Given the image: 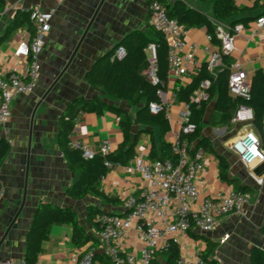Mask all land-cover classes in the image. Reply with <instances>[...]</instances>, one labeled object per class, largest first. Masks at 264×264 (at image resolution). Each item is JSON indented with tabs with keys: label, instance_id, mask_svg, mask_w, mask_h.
<instances>
[{
	"label": "crops",
	"instance_id": "obj_1",
	"mask_svg": "<svg viewBox=\"0 0 264 264\" xmlns=\"http://www.w3.org/2000/svg\"><path fill=\"white\" fill-rule=\"evenodd\" d=\"M6 1V11L0 16V38L4 36L18 11H29L36 7L55 11L52 29L46 36V47L40 56L41 72L37 87L32 94L15 98L12 116L6 126L0 128V142L7 140L12 147L9 157L0 169V181L5 189V197L0 205V242L18 217L6 243L0 248V260H22L26 251V236L41 203H51L75 210L80 224L95 237V228L87 220L90 207L99 208L104 212L125 214L127 199L131 196L142 198L146 188V183L139 175H129L124 167H118L109 171L102 180L101 190L107 196L120 200L121 204L106 205L91 196L81 200L70 196L69 189L77 182L79 175L70 171L57 141L60 117L70 104L77 100L92 102L97 99L106 104L103 107V114L91 113L80 117L72 143H85L95 148L102 141L109 139L116 150L124 141L120 127V120L124 118V114L118 116L112 110L113 107L129 114L133 123L134 138L140 131L145 130L138 141L136 159L149 161L152 140L155 141L158 153L161 152V141L158 128H147L138 124V108L116 100L102 87L91 86L87 81V76L95 63L125 39L140 33L153 38L148 29L150 16L146 0H105L71 65L69 60L103 0ZM188 2L208 16L213 15V3L201 5L196 0ZM235 2L240 8L249 9L247 17L250 21L243 24L244 34L236 38V50L229 59L232 64L239 62L243 66L251 82L256 71L264 70V29L261 38L249 39L256 19L264 14V0ZM218 32H229V29L225 25H219ZM207 37L208 31L205 27L187 28L184 39L186 43L197 45V49L194 62L189 67V74L180 81L181 85L190 84L192 76L206 65L209 59L207 49L213 51L217 47ZM27 39L28 31L23 29L13 33L1 44L0 71L12 64V55L17 45ZM47 62L62 67L59 77L53 84L49 83L45 74ZM176 82L169 78L168 94L174 93ZM56 88L61 91L52 98V92ZM214 104L213 101L207 107L203 136L211 141L216 153L229 163L233 184L220 179L217 154L205 153L203 159L205 183L201 186V195L206 198L244 187L248 189L252 199L244 206L241 214H231L219 219L211 233L193 231L191 233L196 237H192L191 233L180 235L181 258L201 257L207 251L209 242L214 245L210 259L216 264H264L262 256L264 163H256L248 169L232 150L233 144L247 132H254L257 135L259 133L254 123L248 125L220 123V113L214 111ZM184 111V105L180 103H175L171 107L169 120L172 131L165 138L168 142L172 143L179 132V120ZM214 122L218 125H214ZM250 173L258 180H262V184H258ZM120 245L125 252L137 247L131 238L123 239ZM90 251H94L98 264H106L105 260H108V257L95 241H91L82 249H77L72 242L70 227H54L48 240L43 244L38 264H69L73 255L82 256ZM154 264L172 263L167 256L159 253Z\"/></svg>",
	"mask_w": 264,
	"mask_h": 264
},
{
	"label": "built area",
	"instance_id": "obj_2",
	"mask_svg": "<svg viewBox=\"0 0 264 264\" xmlns=\"http://www.w3.org/2000/svg\"><path fill=\"white\" fill-rule=\"evenodd\" d=\"M149 24L162 33L168 42L169 78L182 81L189 74V67L194 62L197 45L186 43L184 37L187 28L177 20L171 19L166 7L154 2L149 6ZM54 10H43L40 7L31 10V21L35 25V33L28 32V39L17 45L12 64L0 71V128L5 127L12 116L15 98L32 94L40 78V56L46 47V36L52 29ZM229 29V28H228ZM264 29V14L255 21L250 38L262 37ZM245 27L238 24L229 32H218L220 44L213 51L207 49L209 59L206 70L212 76L225 67V58H230L236 50V38L243 35ZM212 42V37L208 35ZM148 66L144 71L146 79L154 87H158L161 102H153L149 106L150 112L158 114L165 107L168 118L171 107L177 103L175 91L172 95L160 87L163 82L159 76L158 48L150 43L146 48ZM126 55V49L120 47L115 56L119 59ZM211 81H204L195 93L196 103L209 100L208 88ZM228 86L232 96L246 102L251 100V82L248 73L239 62L230 67ZM179 125L180 130L172 141L173 152L178 156L177 162L172 160H143L136 159L127 166L107 162L109 171L124 167L129 175H139L146 183L142 198L131 196L125 203L126 213L120 215L105 212L97 218L100 230L95 231L96 242L103 249L111 264H151L156 253L168 251L173 244L180 243V235H189L193 231L202 234L211 233L219 219L231 215L241 214L244 206L250 203L252 197L249 192L230 190L203 198L201 186L204 185L205 172L204 150L191 153V146L184 136L192 134L196 126L190 122L189 107L185 104ZM75 120V127L79 122ZM232 124H252L253 110L242 104L238 107ZM73 148L79 149L87 160L94 159L98 154L109 155L115 147L111 140L102 141L98 147L92 148L85 143H72ZM234 153L248 168L256 163H264V143L254 132H247L232 146ZM251 177L258 183L253 173ZM105 179V177L103 178ZM5 197V189L0 188V205ZM131 238L137 245L136 249L125 252L120 242ZM94 251L84 255H73L69 264H98L94 258ZM0 264H24L22 260H0ZM174 264H208L202 257L191 259L180 258Z\"/></svg>",
	"mask_w": 264,
	"mask_h": 264
},
{
	"label": "trees",
	"instance_id": "obj_3",
	"mask_svg": "<svg viewBox=\"0 0 264 264\" xmlns=\"http://www.w3.org/2000/svg\"><path fill=\"white\" fill-rule=\"evenodd\" d=\"M196 1L201 5L213 3V15L208 16L206 13L192 7L188 0H146L148 7L154 2L163 4L169 17L177 20L186 28H207L208 35L212 37V43L217 46L220 44L217 37V26L225 25L233 30L236 25L246 24L250 21V18L247 17L250 12L249 9L240 8L235 0ZM6 8L7 1L0 0V16L6 11ZM23 29H26L31 35L35 33V25L31 21V10L17 12L14 21L8 26L4 36L0 38V46L13 33ZM148 29L153 38H148L145 34L140 33L125 39L95 63L87 76V81L91 86L102 87L116 100L138 108L137 122L142 127H156L159 129L161 152L158 153L155 141L152 138L153 146L149 156L150 160H172L176 163L178 156L173 152L172 143L165 139L172 131L167 110L164 107L158 114L150 112V104L161 102V100L158 96L159 88L151 85L144 75V71L148 66L145 51L150 43H154L158 48L159 76L163 82L160 88L167 91L169 83V46L162 33L155 30L150 24ZM120 47L126 49V55L121 59L115 56ZM224 62L225 67L216 77H212L207 72L206 65H204L198 73L192 76V80L187 86L181 85L180 81L175 84V87L178 88L175 91L176 101L189 107L190 122L196 126L194 133L183 137L193 146L191 153L202 149L205 153L217 154L211 141L203 136L206 110L209 103L213 101L215 102L214 111L220 113L219 120L222 124L231 122L240 105L249 106L254 113L253 123L255 128L264 143V70H258L252 76L251 100L246 102L240 98H234L230 93L228 79L232 61L225 58ZM206 80L211 81V86L207 90L209 100L196 103L193 97ZM104 105L106 104L98 99L92 102L77 100L70 104L60 117L57 141L70 171L79 175L77 182L69 189L70 196L77 200L91 196L106 205H119L121 204L120 200L107 196L101 190V182L109 172L106 163L129 165L137 157L138 141L145 130L140 131L134 138L133 123L129 114L113 107L112 110L118 116L124 114V118L120 120L124 141L114 152L105 156L98 154L94 159L87 160L79 149L72 146V137L76 131L75 120L84 114H103ZM214 125L218 124L214 122ZM11 150V144L7 140L0 142V169L9 157ZM217 156L220 163V179L228 184H233L230 177L229 163L223 156L218 154ZM0 188H2L1 181ZM237 191L248 192V189L243 187ZM103 213H105L103 210L96 207L88 209L87 220L95 228V231L100 230L97 218ZM60 226H68L72 229V242L77 249L88 246L91 241H95V244L98 245L96 238L90 235L80 224L78 213L75 210L51 203H41L35 213L33 225L26 236L24 264H38L43 244L48 240L52 228ZM191 236L196 237L192 233ZM213 250L214 245L208 242L207 251L201 255L208 264H216L215 261L210 259ZM158 254L156 253L151 264H154ZM161 254L167 256L170 263L174 264L181 258L180 246L173 244L168 251L161 252ZM262 256L264 261V254ZM94 258L96 259L97 256H94ZM105 263L111 264L109 259L105 260Z\"/></svg>",
	"mask_w": 264,
	"mask_h": 264
},
{
	"label": "water",
	"instance_id": "obj_4",
	"mask_svg": "<svg viewBox=\"0 0 264 264\" xmlns=\"http://www.w3.org/2000/svg\"><path fill=\"white\" fill-rule=\"evenodd\" d=\"M104 2H105V0H103L102 3L100 4L99 9L97 10V12H96V14L94 15V17H93V19H92L90 25L88 26L85 35H84L83 38L81 39V41H80V43L78 44L77 48L75 49V51H74L72 57L70 58V60H69V64H70V65H71V63L73 62V60L75 59V57L77 56L78 51H79V49H80V46L82 45V43H83V41H84V39H85V37H86L88 31L90 30V28H91V26H92V24H93L95 18L97 17V15H98V13H99V11H100L102 5L104 4ZM68 67H69V66H68ZM37 109H38V108H37ZM32 131H33V124H32ZM32 131H31V138H32ZM122 215H124V214H122ZM17 218H18V217L15 218V220H14L13 223H12V225L8 228V230L6 231L5 235L3 236V238H2V240H1V242H0V248L6 243V240H7L8 236H9V233H10V231L12 230V228H13L15 222L17 221Z\"/></svg>",
	"mask_w": 264,
	"mask_h": 264
},
{
	"label": "rangeland",
	"instance_id": "obj_5",
	"mask_svg": "<svg viewBox=\"0 0 264 264\" xmlns=\"http://www.w3.org/2000/svg\"><path fill=\"white\" fill-rule=\"evenodd\" d=\"M45 67H46L45 74L47 75V78L49 79V83L53 84L55 80L59 77L62 67L59 65L55 66L52 64V62H47ZM58 88L54 89V91L52 92V95H51L52 98L56 97L60 93L61 90H59Z\"/></svg>",
	"mask_w": 264,
	"mask_h": 264
}]
</instances>
